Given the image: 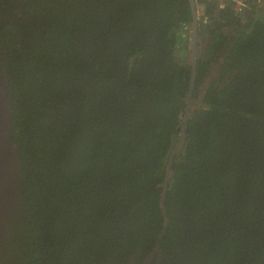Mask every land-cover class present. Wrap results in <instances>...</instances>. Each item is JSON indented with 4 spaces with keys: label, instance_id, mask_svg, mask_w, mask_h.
Returning <instances> with one entry per match:
<instances>
[{
    "label": "trees",
    "instance_id": "obj_1",
    "mask_svg": "<svg viewBox=\"0 0 264 264\" xmlns=\"http://www.w3.org/2000/svg\"><path fill=\"white\" fill-rule=\"evenodd\" d=\"M195 1L210 21L192 100L216 77L165 188L192 74L189 0H0L22 200L0 264H146L159 238L160 264H264V0L243 15Z\"/></svg>",
    "mask_w": 264,
    "mask_h": 264
},
{
    "label": "flooded vegetation",
    "instance_id": "obj_2",
    "mask_svg": "<svg viewBox=\"0 0 264 264\" xmlns=\"http://www.w3.org/2000/svg\"><path fill=\"white\" fill-rule=\"evenodd\" d=\"M216 70L217 69L214 67L211 71V74L206 79L205 83L199 87L200 88L199 96L202 92V89L209 88V87L207 88V86L209 85V81L211 84L212 80L215 79ZM198 98L196 100H198ZM0 106L2 108L3 106L2 102H0ZM4 112L1 113L3 118L0 120V159L3 161L1 162L2 164H0V203H3L2 201H5V199H7L6 201L7 205H5L4 208H1V210L4 211L1 212L4 214L1 215V223L3 224V228H1L0 230V249L3 248L2 243L6 239L4 238V232L6 228L5 226L6 218L10 220L8 224H10L12 220H15L16 223L22 212V200L20 193L21 181L19 178V171L17 167L18 153H17V149H15V146L11 141L10 131L8 129V125L6 124V117L4 116L5 115ZM8 164L10 165V169ZM154 252L155 250L153 251V254ZM152 257L153 255L150 257V259L147 261L146 264H152L154 260V257L153 258Z\"/></svg>",
    "mask_w": 264,
    "mask_h": 264
},
{
    "label": "water",
    "instance_id": "obj_3",
    "mask_svg": "<svg viewBox=\"0 0 264 264\" xmlns=\"http://www.w3.org/2000/svg\"><path fill=\"white\" fill-rule=\"evenodd\" d=\"M190 3V7H191V11H192V27H193V32H192V40H191V65H192V74H191V81H190V86H189V91L186 95V102H187V107L185 110V117H184V126L182 128L183 131V136L181 137L179 143L177 144L176 148L174 149V151L172 152L169 162H168V170H169V176L165 181L164 187L167 188V184L169 183L170 179L172 178L174 172L172 170V165H173V159L175 155H179L181 150L184 148L185 145V139L187 137V124L189 121V118L191 116V112L192 110L195 109V107L193 106H198L199 102L200 104L203 102V99L205 97V94L207 92V89H202V92L198 98V100L193 101L192 97H193V91H194V87H195V81H196V76H197V56H198V17H197V9H196V2L195 0H189ZM2 85L3 90L6 91V94H8V83L6 81H3V78H0V86ZM209 85H210V81H209ZM209 85L207 86V88L209 87ZM1 92V89H0ZM193 104V106H192ZM8 107H10V101H7L6 104ZM9 113H10V109H9ZM11 117V114L8 115V117L6 118V124L9 126V119ZM1 163V160H0ZM17 167H18V171H19V164L17 163ZM164 198V195L163 197ZM7 199H5V201H2L3 203H0V230L1 228H3V224L1 223V215L4 214L1 211V208H4L5 205H7ZM161 207H162V212L166 217V209H165V204H164V199L161 200ZM4 212V211H3ZM166 223H168V220L166 219ZM160 255L158 264H160L161 262V257H162V251H161V245H160V238L159 241L157 243V247L155 249V252L153 254V257L158 254ZM152 257V258H153ZM152 260V259H151Z\"/></svg>",
    "mask_w": 264,
    "mask_h": 264
},
{
    "label": "built area",
    "instance_id": "obj_4",
    "mask_svg": "<svg viewBox=\"0 0 264 264\" xmlns=\"http://www.w3.org/2000/svg\"><path fill=\"white\" fill-rule=\"evenodd\" d=\"M218 2L217 5V13H220L226 10L228 7H232L237 15H243L247 13V11L252 10L253 6L256 4L254 0H216ZM259 6H263V3L260 2ZM197 17L198 22L202 24H208L210 19L208 16L205 15L204 6H197ZM188 30V28H185ZM191 30L189 28V34L191 35Z\"/></svg>",
    "mask_w": 264,
    "mask_h": 264
},
{
    "label": "clouds",
    "instance_id": "obj_5",
    "mask_svg": "<svg viewBox=\"0 0 264 264\" xmlns=\"http://www.w3.org/2000/svg\"><path fill=\"white\" fill-rule=\"evenodd\" d=\"M196 2V1H195ZM196 9H197V4H196ZM198 24H199V22H198ZM192 34V33H191ZM191 40H192V38H191ZM9 87V86H8ZM0 89H1V92H0V102H2V104H3V106H2V108H1V106H0V118L2 119L3 118V116L1 115V113L2 112H4V116L7 118L8 117V115H10L12 112H11V107H8L6 104H7V101H9V89H8V94H6V91H4L3 90V87H2V85L0 86ZM10 105H11V103H10ZM7 109V111H6V109ZM9 109H10V113H9ZM8 129H9V131H11V117H10V119H9V126H8ZM11 133V132H10ZM18 156V155H17ZM19 164V163H18ZM8 166H9V169H10V165L8 164ZM15 167H16V165H15ZM11 172V171H10ZM19 178H20V169H19Z\"/></svg>",
    "mask_w": 264,
    "mask_h": 264
},
{
    "label": "rangeland",
    "instance_id": "obj_6",
    "mask_svg": "<svg viewBox=\"0 0 264 264\" xmlns=\"http://www.w3.org/2000/svg\"><path fill=\"white\" fill-rule=\"evenodd\" d=\"M0 120H1V118H0ZM1 160V159H0ZM1 162H3L2 160H1ZM0 164H2V163H0Z\"/></svg>",
    "mask_w": 264,
    "mask_h": 264
}]
</instances>
